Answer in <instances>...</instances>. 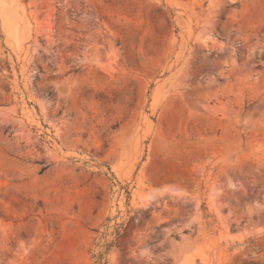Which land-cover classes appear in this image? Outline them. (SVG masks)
Here are the masks:
<instances>
[{"label": "rangeland", "instance_id": "obj_1", "mask_svg": "<svg viewBox=\"0 0 264 264\" xmlns=\"http://www.w3.org/2000/svg\"><path fill=\"white\" fill-rule=\"evenodd\" d=\"M0 264H264V0H0Z\"/></svg>", "mask_w": 264, "mask_h": 264}, {"label": "trees", "instance_id": "obj_2", "mask_svg": "<svg viewBox=\"0 0 264 264\" xmlns=\"http://www.w3.org/2000/svg\"><path fill=\"white\" fill-rule=\"evenodd\" d=\"M49 95V94H48Z\"/></svg>", "mask_w": 264, "mask_h": 264}]
</instances>
